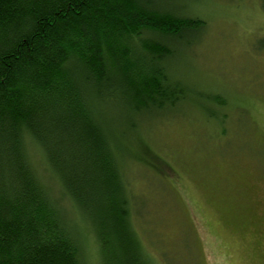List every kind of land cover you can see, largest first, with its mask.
<instances>
[{
  "label": "trees",
  "instance_id": "1",
  "mask_svg": "<svg viewBox=\"0 0 264 264\" xmlns=\"http://www.w3.org/2000/svg\"><path fill=\"white\" fill-rule=\"evenodd\" d=\"M167 2L0 0V264H82L87 229L102 264H155L135 231L122 167H168L134 134L186 100L171 61L206 26Z\"/></svg>",
  "mask_w": 264,
  "mask_h": 264
},
{
  "label": "rangeland",
  "instance_id": "2",
  "mask_svg": "<svg viewBox=\"0 0 264 264\" xmlns=\"http://www.w3.org/2000/svg\"><path fill=\"white\" fill-rule=\"evenodd\" d=\"M180 3L206 26L185 36L171 61L186 100L134 134L170 170L122 167L134 228L155 264H264V0ZM28 152L59 197L42 157ZM82 234V264H102L90 231Z\"/></svg>",
  "mask_w": 264,
  "mask_h": 264
}]
</instances>
